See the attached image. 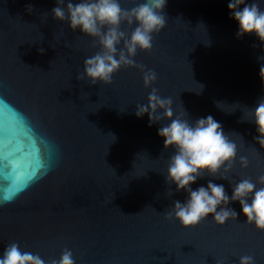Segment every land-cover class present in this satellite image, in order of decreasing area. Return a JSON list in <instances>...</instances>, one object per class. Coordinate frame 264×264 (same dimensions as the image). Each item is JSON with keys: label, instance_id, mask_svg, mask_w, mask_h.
Wrapping results in <instances>:
<instances>
[{"label": "water", "instance_id": "95a60500", "mask_svg": "<svg viewBox=\"0 0 264 264\" xmlns=\"http://www.w3.org/2000/svg\"><path fill=\"white\" fill-rule=\"evenodd\" d=\"M142 2L120 0L125 9ZM228 2L166 0L165 27L134 57L157 74L145 88L139 67H122L108 85L78 80L98 48L53 18L56 0H0V254L16 242L45 261L67 248L75 264H239L245 255L264 264V231L245 222L238 201L225 206L237 217L224 225L211 215L190 227L165 219L187 198L166 182L174 149L157 132L170 121L149 126L147 113L135 115L155 87L174 113L211 115L236 143L233 167L217 174L227 179L204 175L192 190L211 181L230 198L242 178L264 175L256 126L241 122L264 97V44L236 37Z\"/></svg>", "mask_w": 264, "mask_h": 264}, {"label": "clouds", "instance_id": "9594fccd", "mask_svg": "<svg viewBox=\"0 0 264 264\" xmlns=\"http://www.w3.org/2000/svg\"><path fill=\"white\" fill-rule=\"evenodd\" d=\"M165 5L166 0H143L125 9L120 0H79L76 3L67 0L66 6L65 0H56V7L52 9L53 18L60 22L67 20L72 31L78 29L82 35L91 38L93 48H98L84 60L83 73L77 79L86 78L91 85L98 81L108 85L122 67H139L143 72L144 87L154 84L156 72L151 69L145 71L134 57L138 50H152L154 34L159 33L167 22L162 13ZM227 8L231 13L229 18L238 24L237 38L254 34L264 44V9L256 0H229ZM121 25L131 28V32L122 30ZM258 59L264 60V56ZM259 76L264 88V65L259 69ZM202 89L203 85H200L199 92ZM172 103L171 97L162 98L158 89L153 87L147 96V103L137 105L135 113L137 118L147 113L149 126L162 120L170 121L157 132L164 139V147L174 149L168 160L166 182L175 184L176 191L183 190L187 198L184 202L174 201L171 210L165 213V219L174 218L182 226L190 227L211 215L216 224L224 225L237 217L233 209L225 206L230 201H238L246 217L245 222L258 231H264V175H260L256 182L242 178L234 184L230 198L223 185L211 181L206 187L192 190L191 185L204 175L227 179L225 175L217 174L221 169L226 173L233 167L237 145L211 115L189 122L185 118L188 115L186 110L182 107L179 114L174 113ZM219 104L217 102V106ZM244 121L254 122L257 132L254 139L264 147V97L254 109L244 113L241 122ZM238 163L246 168L247 157L241 156ZM0 264H75V259L72 251L65 248L58 259L45 261L38 253L22 250L18 243L12 242L0 254ZM239 264H254V257L242 256Z\"/></svg>", "mask_w": 264, "mask_h": 264}]
</instances>
